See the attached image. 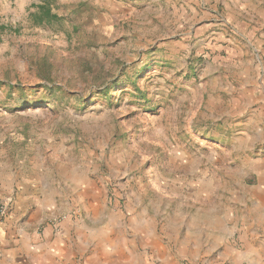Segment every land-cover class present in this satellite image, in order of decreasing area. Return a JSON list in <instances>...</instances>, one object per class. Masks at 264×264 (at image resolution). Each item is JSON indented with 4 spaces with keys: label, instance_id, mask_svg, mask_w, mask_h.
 <instances>
[{
    "label": "rangeland",
    "instance_id": "374dc122",
    "mask_svg": "<svg viewBox=\"0 0 264 264\" xmlns=\"http://www.w3.org/2000/svg\"><path fill=\"white\" fill-rule=\"evenodd\" d=\"M12 173L27 175L24 206L57 192L41 230L111 220L161 257L171 248L168 264H205L180 241L226 213V250L255 245L264 0H0V175ZM139 248V264L160 263Z\"/></svg>",
    "mask_w": 264,
    "mask_h": 264
},
{
    "label": "crops",
    "instance_id": "0c3cea01",
    "mask_svg": "<svg viewBox=\"0 0 264 264\" xmlns=\"http://www.w3.org/2000/svg\"><path fill=\"white\" fill-rule=\"evenodd\" d=\"M24 176L13 173L0 175V201L8 205L6 214L0 215V264H139L143 261V254L149 251H140L139 247L144 244L151 248L153 254H157L159 264L169 263L173 254L171 248L165 246V255L161 257L154 238L127 236L118 231L111 220L97 229L92 225L81 228L80 223L71 224L69 221L61 224L60 229L55 224L57 230H53L49 224L39 229L37 225L41 222L42 213L50 209L51 204L58 205L59 196L56 192L51 203H48L50 200H46L45 194L40 197L39 193L33 196L36 200L34 203L24 206L17 202L25 196L24 188L21 189L26 180ZM29 177L42 191L49 186L43 175ZM261 193L264 194V189ZM12 199L14 202L11 205ZM89 199L91 205H98L94 189L89 192ZM231 213H234L232 207ZM230 217L222 213L210 225L204 222L197 225L193 233L185 232L181 244L191 248L195 257L201 258L205 264H264V237H259L255 245L247 246L243 252L231 253L226 250L225 243L234 229ZM33 225L35 227L30 229ZM84 249H93V252L85 256L81 253ZM98 252L101 254L98 255Z\"/></svg>",
    "mask_w": 264,
    "mask_h": 264
},
{
    "label": "built area",
    "instance_id": "2783aa9c",
    "mask_svg": "<svg viewBox=\"0 0 264 264\" xmlns=\"http://www.w3.org/2000/svg\"><path fill=\"white\" fill-rule=\"evenodd\" d=\"M8 210V205L4 201H0V215H5Z\"/></svg>",
    "mask_w": 264,
    "mask_h": 264
},
{
    "label": "trees",
    "instance_id": "16d2710c",
    "mask_svg": "<svg viewBox=\"0 0 264 264\" xmlns=\"http://www.w3.org/2000/svg\"><path fill=\"white\" fill-rule=\"evenodd\" d=\"M45 16H47V17L51 16V11H50L49 9H47V10L45 11ZM47 88H48L49 90H52V89H53V87H51V86H47Z\"/></svg>",
    "mask_w": 264,
    "mask_h": 264
}]
</instances>
